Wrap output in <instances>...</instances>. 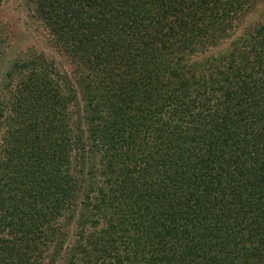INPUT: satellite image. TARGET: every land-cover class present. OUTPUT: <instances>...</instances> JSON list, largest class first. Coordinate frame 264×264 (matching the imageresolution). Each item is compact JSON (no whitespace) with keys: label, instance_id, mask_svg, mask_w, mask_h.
<instances>
[{"label":"trees","instance_id":"16d2710c","mask_svg":"<svg viewBox=\"0 0 264 264\" xmlns=\"http://www.w3.org/2000/svg\"><path fill=\"white\" fill-rule=\"evenodd\" d=\"M28 1L69 69L5 73L0 264H264L258 0Z\"/></svg>","mask_w":264,"mask_h":264},{"label":"rangeland","instance_id":"374dc122","mask_svg":"<svg viewBox=\"0 0 264 264\" xmlns=\"http://www.w3.org/2000/svg\"><path fill=\"white\" fill-rule=\"evenodd\" d=\"M28 0H2L0 3V92L5 73L14 61L26 59L33 54L51 60L59 72H68L65 57L50 43V38L41 23L34 18ZM264 20V0L237 20L229 38L238 36L244 28ZM223 40L218 48L224 47Z\"/></svg>","mask_w":264,"mask_h":264}]
</instances>
